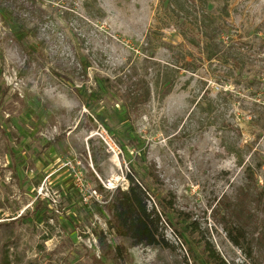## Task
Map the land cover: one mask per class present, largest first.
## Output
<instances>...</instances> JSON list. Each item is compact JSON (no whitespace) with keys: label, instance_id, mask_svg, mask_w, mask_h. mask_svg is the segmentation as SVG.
<instances>
[{"label":"rangeland","instance_id":"obj_1","mask_svg":"<svg viewBox=\"0 0 264 264\" xmlns=\"http://www.w3.org/2000/svg\"><path fill=\"white\" fill-rule=\"evenodd\" d=\"M159 5L0 0V264H195L202 240L229 264H264V0L215 4L227 14L214 11L212 60L156 20ZM199 11L185 12L189 28ZM98 78L115 98L90 96ZM132 83L150 96L127 108ZM130 172L149 209L173 201L171 248L111 228ZM224 221L243 228L252 261Z\"/></svg>","mask_w":264,"mask_h":264},{"label":"trees","instance_id":"obj_2","mask_svg":"<svg viewBox=\"0 0 264 264\" xmlns=\"http://www.w3.org/2000/svg\"><path fill=\"white\" fill-rule=\"evenodd\" d=\"M217 3H220V0H191L189 2L183 0H160L159 8L161 11L158 13V17L156 16V20H159L162 15L168 21L169 26L175 27L176 33L184 42L199 48L206 54L208 60H212L219 53L222 43L220 40L221 36L219 35L222 28L218 21L219 17L214 11L227 14L225 6L222 7L221 5L216 8L215 4ZM190 8H198L200 10L194 16V21L191 23L192 28L188 27L190 24L186 23L188 16L185 14ZM0 13L4 14L2 7H0ZM155 32L151 31L147 35V41H150ZM182 68L184 70L188 69L187 65H183ZM94 82L95 88L90 92V96H95L97 99L105 95L115 98L117 93L109 86L107 78H98ZM132 84L131 86L134 87L135 91H139V94L127 97L122 102L123 106L127 108L144 104L150 96L148 86L142 87L141 84ZM160 84L163 89L170 90L174 83L166 76V78L160 81ZM82 98L84 102L86 98L83 96ZM126 180L128 181L127 188L121 189L117 187L109 199L108 208L112 217L111 228L114 229V232L118 236L127 238L132 246L171 248L172 245L165 239L163 230L166 226L172 227L167 214L171 212L170 209L173 207V201L170 200L165 203L163 202L164 200H161L159 204L161 211H157L156 206L149 209L150 190L137 179L134 173H127ZM20 217V220H23L27 218V215ZM222 226L228 241L243 251L246 258L252 261V251L247 245L246 234L243 228L226 221L222 223ZM191 253L197 256L193 251ZM200 254L197 257L199 258L198 260L195 258V264H229L220 256L214 246L207 241H201ZM4 264H8V261H5Z\"/></svg>","mask_w":264,"mask_h":264}]
</instances>
